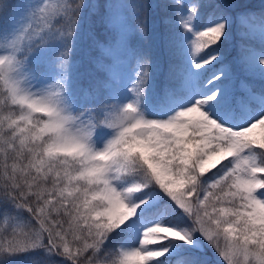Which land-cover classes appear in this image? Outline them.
Wrapping results in <instances>:
<instances>
[{
	"label": "snow or ice",
	"instance_id": "6c2138e0",
	"mask_svg": "<svg viewBox=\"0 0 264 264\" xmlns=\"http://www.w3.org/2000/svg\"><path fill=\"white\" fill-rule=\"evenodd\" d=\"M0 264H264V0H0Z\"/></svg>",
	"mask_w": 264,
	"mask_h": 264
},
{
	"label": "trees",
	"instance_id": "16d2710c",
	"mask_svg": "<svg viewBox=\"0 0 264 264\" xmlns=\"http://www.w3.org/2000/svg\"><path fill=\"white\" fill-rule=\"evenodd\" d=\"M256 131H257V135H259V129H257Z\"/></svg>",
	"mask_w": 264,
	"mask_h": 264
}]
</instances>
